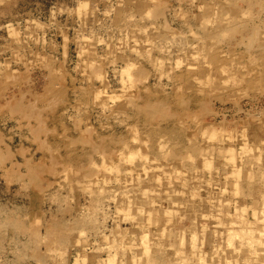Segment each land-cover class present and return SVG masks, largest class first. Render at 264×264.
<instances>
[{
  "label": "rangeland",
  "instance_id": "374dc122",
  "mask_svg": "<svg viewBox=\"0 0 264 264\" xmlns=\"http://www.w3.org/2000/svg\"><path fill=\"white\" fill-rule=\"evenodd\" d=\"M263 202L264 0H0V264H264Z\"/></svg>",
  "mask_w": 264,
  "mask_h": 264
},
{
  "label": "bare ground",
  "instance_id": "6f19581e",
  "mask_svg": "<svg viewBox=\"0 0 264 264\" xmlns=\"http://www.w3.org/2000/svg\"><path fill=\"white\" fill-rule=\"evenodd\" d=\"M208 1V0H207ZM236 3V2H235ZM251 3V2H250ZM259 3H260V0H259ZM221 5V10H220V18H219V20L221 19V20H223V21H226V23L228 24V23H230V22H233V20H232V18L233 17H235V16H233V14H231V13H229L227 10H226V7H225V5L224 4H220ZM248 5H249V3H248ZM247 5V6H248ZM239 6V5H238ZM260 6V5H259ZM81 7V6H80ZM225 7V8H224ZM256 7V6H255ZM215 8V7H214ZM214 8H213V4H212V2L210 3L209 2V5H208V7H207V13L205 14V15H203L202 16V24H204V25H207L208 23H212L213 21H215V19H214V14H215V12H214ZM244 9H246V8H244ZM243 9V10H244ZM248 10H249V6H248V8H247ZM242 10V9H241ZM254 10V9H253ZM258 11V10H257ZM249 12V11H248ZM251 12H252V10H251ZM250 12V13H251ZM256 12V11H255ZM259 12H261V11H259ZM156 14V13H155ZM245 14V13H244ZM243 14V15H244ZM247 14V13H246ZM252 14V13H251ZM260 14V13H259ZM238 15V14H237ZM257 16H258V14H256ZM156 16V15H155ZM245 16V15H244ZM251 16V15H250ZM253 16V15H252ZM252 19V18H251ZM220 23H221V21H220ZM230 26H233V25H230ZM232 28V27H231ZM254 29H255V27H254ZM201 30V29H200ZM214 30H215V28H214ZM247 30H248V28H247ZM190 31V30H189ZM255 31V30H254ZM218 32V31H217ZM189 33V32H188ZM207 34H209L208 32H207ZM213 34L214 35H216L217 33H216V31L215 32H213ZM230 34V33H229ZM241 34V33H240ZM186 35V34H185ZM200 35V34H199ZM208 36V35H207ZM243 37V36H242ZM232 38V37H231ZM211 39V38H210ZM215 39V38H214ZM212 40V39H211ZM221 41V40H220ZM219 42V41H218ZM231 42V41H230ZM237 42H239V41H237ZM242 43V42H241ZM236 45V44H235ZM200 46V45H199ZM205 46H206V44H205ZM211 46V45H210ZM210 46H209V48H210ZM214 46V45H213ZM230 46V45H229ZM232 46V45H231ZM249 46V45H248ZM258 47V46H257ZM163 48V47H162ZM208 48V49H209ZM215 48V47H214ZM257 49V48H256ZM260 49V48H259ZM242 51V50H241ZM262 51H263V49H262ZM161 52V51H160ZM196 52V51H195ZM250 52V51H249ZM204 53H205V51H204ZM217 53V52H216ZM242 54V53H241ZM215 55V54H214ZM263 55V54H262ZM196 56V55H195ZM243 56V55H242ZM241 56V57H242ZM247 56V55H246ZM214 58H217V55H215V56H213ZM228 57V56H227ZM226 57V58H227ZM257 57V56H256ZM213 58V59H214ZM212 59V58H211ZM218 59V58H217ZM220 59V58H219ZM248 59V58H247ZM250 59V58H249ZM251 60V59H250ZM163 61V60H162ZM161 61H159V63H160ZM247 63V62H246ZM228 64V63H227ZM251 64V63H250ZM92 65V64H91ZM131 65H132V63H131ZM210 65V64H209ZM261 65V64H260ZM90 66V65H89ZM198 66V65H197ZM193 67V66H192ZM191 67V68H192ZM188 68V67H187ZM223 68V67H222ZM211 69V68H210ZM214 70H212L213 72H215L216 71V69L217 70H221V68H220V64H218V66L217 67H215V68H213ZM252 71H254V70H252ZM122 72H123V70H122ZM128 72V71H127ZM202 72V71H201ZM200 72V73H201ZM211 71H208L207 73L209 74ZM191 72H186V74H189L188 76H191V74H190ZM196 73V72H195ZM184 73H182L181 74V78H182V75H183ZM196 75V74H195ZM201 75V74H200ZM261 75V74H260ZM135 76V75H134ZM133 76V77H134ZM185 76V75H184ZM183 76V77H184ZM126 77V76H125ZM186 77V76H185ZM198 81L200 80V82H201V79H199V78H197V77H195ZM127 79V78H126ZM183 79V78H182ZM246 79V78H245ZM192 80V79H191ZM127 81H128V79H127ZM197 81V82H198ZM198 85H199V82L197 83ZM132 86H130V88H131ZM48 90H49V88H48ZM22 93V92H21ZM48 93H50V92H48ZM45 94V93H44ZM194 94V93H193ZM50 95H52V92L50 93ZM203 95V94H202ZM22 96V95H21ZM55 96V95H54ZM138 96V95H137ZM196 96V95H195ZM201 96V95H200ZM57 97V96H56ZM55 97V98H56ZM21 98V97H20ZM19 98V99H20ZM132 98V97H131ZM195 99V98H194ZM134 100V99H133ZM16 101H17V99H16ZM194 100H192V102H193ZM18 102V101H17ZM28 102V101H27ZM31 102H32V100H31ZM35 102H36V100H35ZM182 102H185V101H182ZM190 102V101H189ZM26 103V102H25ZM16 104V103H15ZM36 104V103H35ZM34 104V105H35ZM128 104V103H127ZM134 104H136V103H134ZM21 106H23L22 104H20ZM26 105H28V103L26 104ZM25 105V106H26ZM33 105V104H32ZM33 105V106H34ZM138 105V104H137ZM145 105V104H144ZM152 106V104L150 103V104H148V106ZM161 105H162V103H161ZM25 106H24V108H25ZM156 106V105H155ZM159 106V105H158ZM164 106V105H163ZM162 106V107H163ZM166 106V105H165ZM191 106V105H190ZM18 107V106H17ZM136 107V106H135ZM177 107V106H176ZM188 107V106H187ZM193 107H194V105H193ZM30 108H32V106L30 107ZM38 109V108H37ZM36 109V110H37ZM158 109V108H157ZM183 109V108H182ZM191 109V108H190ZM24 110V109H23ZM22 110V111H23ZM26 110H27V108H26ZM30 110V109H29ZM152 110H154L153 109V107H152ZM162 110V109H161ZM164 110V109H163ZM180 110V109H179ZM184 110V109H183ZM21 111V110H20ZM22 111H21V113H22ZM155 111V110H154ZM158 112H159V109L157 110ZM27 112H29L30 113V111H26V113ZM162 112V111H161ZM166 112V111H165ZM191 112H192V110H191ZM23 113H24V111H23ZM155 113V112H154ZM160 113V112H159ZM183 113V112H182ZM186 113L187 112H185V114L184 115H186ZM34 114V113H33ZM158 114V113H157ZM162 115V114H161ZM167 115V114H166ZM187 115H190V112H189V114H187ZM192 115H193V113H192ZM196 115V114H195ZM27 116V115H26ZM28 116H29V114H28ZM152 117H154L153 115H151ZM157 116V115H156ZM168 116V115H167ZM191 116V115H190ZM30 117H31V115H30ZM179 117H181L180 115H179ZM192 117V116H191ZM193 117L195 118V116L193 115ZM158 118V117H157ZM173 119V118H172ZM181 119V118H180ZM188 119V118H187ZM178 120H179V118H178ZM180 121V120H179ZM178 121V122H179ZM187 121V120H186ZM132 122V121H131ZM183 122V121H182ZM135 123V122H134ZM186 123V122H185ZM187 123H188V121H187ZM163 124H165V123H163ZM171 124V123H170ZM179 124V123H178ZM189 124V123H188ZM200 124V123H199ZM165 127H167V126H165ZM177 127V126H176ZM182 127V126H181ZM179 128V127H178ZM211 128H215V127H212L211 125L210 126H207L205 129H202L203 131H205V132H207V130L209 131L210 130V132H211ZM132 129V128H131ZM137 129H139V128H137ZM152 129V128H151ZM150 129V130H151ZM160 129V128H159ZM223 130H224V128H223ZM222 130V131H223ZM133 131V130H132ZM165 131V130H164ZM203 131H202V133H203ZM137 132V131H136ZM210 132H207V133H209V135H210ZM216 132H218L217 130H216ZM224 133H228L227 132V130L226 131H223ZM222 132V133H223ZM241 132V131H240ZM135 133V132H134ZM201 133V134H202ZM206 133V134H207ZM211 133H214V132H211ZM222 133H220V136L222 135ZM229 133H232V132H229ZM204 134V133H203ZM242 134V133H241ZM240 134V135H241ZM196 135V134H195ZM208 135V134H207ZM215 135V134H214ZM230 135V134H229ZM197 136V135H196ZM209 137V136H208ZM211 137V136H210ZM210 137L208 138V139H210ZM219 137V136H218ZM84 138V137H83ZM195 138V137H194ZM213 138H214V136H213ZM227 138V137H226ZM133 139H134V137H133ZM191 139H192V137H191ZM190 139V140H191ZM233 139V138H232ZM123 140V139H122ZM131 140V139H130ZM180 140V139H179ZM98 141V140H97ZM117 141V140H116ZM115 140H114V142H116ZM121 141V140H120ZM74 142V141H73ZM137 142V141H136ZM158 142V144L160 145V148H161V150L163 149L162 147H164L163 146V140H158L157 141ZM166 142V141H165ZM174 142V141H173ZM214 142V141H213ZM145 143V142H144ZM148 143V142H147ZM155 143V142H154ZM194 143V142H193ZM172 145V144H171ZM196 145V144H195ZM120 146V145H119ZM119 146H118V148H119ZM166 146V145H165ZM197 146V145H196ZM195 146V147H196ZM123 147L125 148V144L123 145ZM235 146L234 145H231L230 147H225V148H223L222 147V152H223V150H226V151H229L231 154H229L230 155V157L229 158H227L228 160H230V158H231V163H232V165L233 166H236V161H234L233 160V154H232V152H233V150L235 149L234 148ZM243 147H244V150H247V147H248V145H247V143L245 142V145H243ZM127 148V147H126ZM212 148V149H211ZM211 148H210V150H207V148H206V151H208V152H206V151H203L204 149H199V152L198 153H200L201 155H202V157L203 158H205V157H208V154H210L209 153V151H214V149H213V146H211ZM167 149V148H166ZM160 150V149H159ZM175 150V149H174ZM188 150V149H187ZM251 150V149H250ZM249 150V151H250ZM53 151V150H52ZM186 151V150H185ZM190 151H192V149H190ZM189 150L187 151V152H190ZM197 151V150H196ZM218 152H220L219 150H218ZM139 153V152H138ZM165 153V152H164ZM183 153H184V151H183ZM208 153V154H207ZM224 154H226V152H223ZM222 153V154H223ZM122 154V153H121ZM121 154H117V156H121ZM175 154V153H174ZM190 154H194L193 153V151L192 152H190ZM190 154H188V155H185V156H183V157H185L186 158V156H190ZM212 154H214V152H212ZM212 154H210V155H212ZM195 155V154H194ZM69 156V155H68ZM146 156V155H145ZM145 156H143L142 155V158L143 157H145ZM164 156V155H163ZM180 156V155H179ZM198 156V155H197ZM147 157V156H146ZM145 157V158H146ZM191 157H193L192 155H191ZM190 157V158H191ZM195 157V156H194ZM101 158V157H100ZM133 158V157H132ZM140 159H141V157H139ZM144 158V159H145ZM196 158V157H195ZM124 159V158H123ZM130 159V158H129ZM180 159V158H179ZM194 159V158H193ZM130 160H132V159H130ZM134 160V159H133ZM206 160H207V158H206ZM102 161V160H101ZM120 161V160H119ZM128 161V160H127ZM29 162H30V160H29ZM43 162V161H42ZM125 162V161H124ZM147 162V161H146ZM129 163H131L130 161H129ZM209 163H210V161H209ZM59 164V163H58ZM142 164V163H141ZM181 164V163H180ZM207 164H208V162H207ZM87 165V164H86ZM205 165V164H204ZM92 167H94V166H92ZM140 167V166H139ZM143 167H144V169H152V170H155V166H153L152 168H149V167H146L144 164H143ZM98 168V167H97ZM116 168V167H115ZM158 168V167H157ZM195 168V167H194ZM70 169V168H69ZM118 169V168H117ZM161 169V168H160ZM31 170V169H30ZM82 170V169H81ZM122 170V169H121ZM211 170V169H210ZM42 172V171H41ZM93 172H95V171H93ZM96 172H98V171H96ZM95 172V173H96ZM116 173V172H115ZM92 174V173H91ZM90 174V175H91ZM185 174V173H184ZM95 175V174H94ZM152 175H154V173L152 174ZM92 176H93V174H92ZM39 177V176H38ZM91 177V176H90ZM234 177H236V176H234ZM65 178H66V176H65ZM92 178V177H91ZM234 179V178H233ZM109 180V179H108ZM156 180H160V179H156ZM167 182V181H166ZM169 182V181H168ZM167 182V184H169ZM185 182V181H184ZM186 184H188V182L186 183ZM234 184V183H233ZM242 186H239L238 188H241ZM84 189V188H83ZM190 189L191 190H194V187H193V185H192V187H190ZM86 190V189H85ZM242 190V189H241ZM145 191V190H144ZM237 191H239V189H237ZM147 192V191H146ZM149 192V191H148ZM125 193V192H124ZM145 193V192H144ZM148 194V193H147ZM102 195V194H101ZM100 195V196H101ZM144 194L142 193V196H143ZM263 196V195H262ZM104 199V198H103ZM172 200V199H171ZM175 203V202H174ZM263 204H264V202H263ZM190 207H191V205H190ZM138 209V208H137ZM168 211V210H167ZM171 211V210H170ZM139 212V211H138ZM92 213V212H91ZM90 213V214H91ZM127 213V212H126ZM92 215V214H91ZM129 216H130V213H129ZM128 216V217H129ZM126 217V216H125ZM135 218V217H134ZM90 219V218H89ZM233 219V218H232ZM126 221L128 220V218L127 219H125ZM150 220H151V218H150ZM231 220V219H230ZM235 220V219H234ZM241 220V219H240ZM123 221H124V219H123ZM242 221V220H241ZM104 222V221H103ZM162 223V222H161ZM20 224V223H19ZM206 224V223H205ZM232 224V223H231ZM202 225V224H201ZM241 225V224H240ZM246 225V224H245ZM228 226H230V225H228ZM83 228V227H82ZM228 229H229V227H228ZM234 229V228H233ZM243 229V228H242ZM252 229V228H251ZM213 230V229H212ZM237 230V229H236ZM244 230H245V228H244ZM239 232H241V229H239L238 230ZM232 232V231H231ZM246 232L247 233H245V236L244 237H247L248 239H246L245 240V242H243L244 244H247L249 247H247V252H252V253H257V250H256V248L254 247V246H256V243H258L260 240H256V238H254V236H253V231L252 230H250V228H249V230H246ZM236 233H238V232H236ZM82 235V234H81ZM147 235V234H146ZM220 235V234H219ZM237 235V234H236ZM240 235V234H239ZM221 236V235H220ZM220 236H218V237H220ZM233 235H231L230 237H232ZM62 237V236H61ZM80 238V237H79ZM83 238V237H82ZM193 238H194V240H196L197 239V237H196V235L195 234H193ZM193 238H191V239H193ZM210 238V237H209ZM216 238V237H215ZM107 240V239H106ZM194 240L192 241L193 242V245H192V242H191V245H192V248H193V250H194V253H198V255L200 256V255H204L205 254V251H203V250H199V249H197L196 250V245H194L195 243H194ZM143 241V240H142ZM148 241V240H147ZM147 241H146V246H147ZM190 241V240H189ZM209 241H210V239H209ZM62 242V241H61ZM108 242V241H107ZM113 242V241H112ZM144 242V241H143ZM60 243V242H59ZM212 243V242H211ZM111 244V243H110ZM109 244V245H110ZM144 244H145V242H144ZM243 244V245H244ZM219 245H220V241H218V243L217 242H214V248H212V251L210 252V253H215V252H217V250H218V248H219ZM111 247H112V245H110ZM116 246H118V245H116ZM199 246V245H198ZM101 247V246H100ZM103 247V246H102ZM150 247H152V246H150ZM189 247H191V246H189ZM114 248V247H113ZM156 248H157V246H156ZM237 248V247H236ZM239 248V247H238ZM255 248V249H254ZM115 249V248H114ZM123 249H124V247H123ZM151 249H153V248H151ZM189 249V248H188ZM146 250L148 251L149 250V247H148V249L146 248ZM145 251V250H144ZM151 251V250H150ZM185 251L183 250V249H181V250H177L176 251V254H178L180 257L181 256H183V260H182V263L181 264H186L187 263V261H188V257H187V255H184V254H186V253H184ZM192 252V251H191ZM64 253V252H63ZM193 253V252H192ZM196 253V254H197ZM59 254H60V252H59ZM109 254V253H108ZM61 255V254H60ZM66 255V254H65ZM112 256V255H111ZM176 256V255H175ZM195 256V255H194ZM193 256V257H194ZM198 257V256H197ZM109 259L111 258V257H108ZM201 258V257H200ZM202 258H204V257H202ZM112 259V258H111ZM110 259V260H111ZM114 259V258H113ZM77 260H78V257H77ZM76 260V261H77ZM83 260V259H82ZM108 260V259H107ZM190 260V259H189ZM80 262H81V260H80ZM110 262H112V261H109V263ZM180 262V261H179ZM192 262H194V261H192ZM192 262H191V264H192ZM201 262V261H200ZM106 263V262H105ZM189 264V263H188ZM200 264V263H199ZM202 264V263H201ZM204 264V263H203Z\"/></svg>",
  "mask_w": 264,
  "mask_h": 264
}]
</instances>
